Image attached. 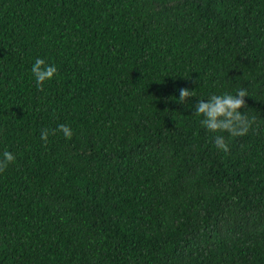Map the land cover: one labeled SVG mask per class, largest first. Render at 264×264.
Wrapping results in <instances>:
<instances>
[{
  "label": "trees",
  "instance_id": "trees-1",
  "mask_svg": "<svg viewBox=\"0 0 264 264\" xmlns=\"http://www.w3.org/2000/svg\"><path fill=\"white\" fill-rule=\"evenodd\" d=\"M238 88L224 151L191 104ZM5 147L0 264H264V0H0Z\"/></svg>",
  "mask_w": 264,
  "mask_h": 264
},
{
  "label": "clouds",
  "instance_id": "clouds-1",
  "mask_svg": "<svg viewBox=\"0 0 264 264\" xmlns=\"http://www.w3.org/2000/svg\"><path fill=\"white\" fill-rule=\"evenodd\" d=\"M30 73L38 87H43L46 81H50L57 73L58 66L50 63L45 57L37 56L30 66ZM194 96L193 89L188 87L179 88L177 99L181 102L187 97ZM249 96L247 89L238 88L234 91L212 92L206 98L195 100L191 108L198 117H202L200 123L206 129L217 133L214 136V144L224 151L229 148V140L232 137L242 136L248 132L255 120L244 111L247 104L245 97ZM243 109V110H241ZM62 133L66 138L73 135L72 127L67 123H60L56 128H43L40 137L46 141L50 134ZM223 133H227V136ZM16 154L7 147L0 152V171H3L10 162L16 160Z\"/></svg>",
  "mask_w": 264,
  "mask_h": 264
}]
</instances>
